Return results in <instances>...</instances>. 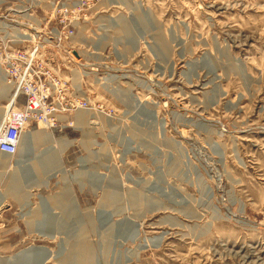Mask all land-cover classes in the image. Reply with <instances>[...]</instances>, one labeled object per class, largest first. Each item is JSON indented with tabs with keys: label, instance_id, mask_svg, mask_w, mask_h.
Returning <instances> with one entry per match:
<instances>
[{
	"label": "rangeland",
	"instance_id": "obj_1",
	"mask_svg": "<svg viewBox=\"0 0 264 264\" xmlns=\"http://www.w3.org/2000/svg\"><path fill=\"white\" fill-rule=\"evenodd\" d=\"M115 1L0 0V45L21 39L1 30L11 26L30 36L24 51L45 44L61 6L80 4L74 60L95 71L82 79L83 119L36 124L55 146L73 142L60 167L21 174L14 191L35 125L15 156L0 153V264H69L79 234L92 248L82 264H264V0ZM42 54L68 61L50 45ZM4 108L22 109L1 97Z\"/></svg>",
	"mask_w": 264,
	"mask_h": 264
},
{
	"label": "built area",
	"instance_id": "obj_2",
	"mask_svg": "<svg viewBox=\"0 0 264 264\" xmlns=\"http://www.w3.org/2000/svg\"><path fill=\"white\" fill-rule=\"evenodd\" d=\"M79 5L76 7L61 6L56 14L59 20L55 26L56 17L53 14L52 21H54L49 30L50 34L44 40L45 44L40 41L35 43L32 40L33 45L29 50H25L26 52L15 46L17 43L26 42L23 39L4 38L3 44L0 45V62H4V67L8 66V82H14L18 90L22 92L16 104L30 115L28 118H33V124L44 122L49 126L62 125L64 127L68 119L62 122L59 117L56 119L50 116L52 109L67 116V111L91 105L90 99L82 95V90L75 88L72 83L73 67L59 62L56 57L43 55V48L40 47L50 45L57 49L64 48L68 53L66 59L69 62L73 60V57L80 61V58L73 53L76 32L85 23V17L82 16L83 9ZM32 25L39 26L35 22ZM18 116L16 114L13 116V122L8 123L6 130L0 136L1 153L11 156L17 154L22 126L17 122Z\"/></svg>",
	"mask_w": 264,
	"mask_h": 264
},
{
	"label": "bare ground",
	"instance_id": "obj_3",
	"mask_svg": "<svg viewBox=\"0 0 264 264\" xmlns=\"http://www.w3.org/2000/svg\"><path fill=\"white\" fill-rule=\"evenodd\" d=\"M120 2H122V3L124 2L125 3L126 0H119L117 2L115 1V3H120ZM64 6L72 7L71 5H64ZM135 9L141 11V8H140L139 5L135 6ZM142 10H144L145 15L148 17V20H149L148 22L150 24H152V22L154 20H152L153 18L151 17L152 14H151L150 10L149 9L148 10L142 9ZM139 11L137 12V15L135 13L134 18H137L138 23L140 22V25L143 24L145 26L146 23H145V19L144 18L146 16L141 15V13ZM130 20L131 19L125 18V19H122L121 22H119L120 24H125L124 25L125 30H129V32H130V27H131V25H130L131 21ZM75 23H78V22H75ZM116 23L117 22H114L113 24H116ZM5 26H1L2 27L1 30L4 31V34L6 36L17 37V38H21L23 40L30 38V36H27L26 34H23L21 31L19 32V30L15 29V28H13L11 26H9L8 28H6ZM84 26L85 25L82 24L81 29H83ZM124 27H123V29H124ZM15 30H17V31H15ZM78 31H77V34H76L75 38H77ZM130 39L134 40L133 41L134 43L132 44L133 48L131 49L132 52H133V51H135L134 50L135 49L134 48L135 47V43L138 44L139 39L138 38L135 39L134 37H130ZM101 43H102V41H100L98 45H100ZM40 47L44 49L45 45H41ZM64 51L66 52V54H68L65 49H64ZM128 52H131V51H128ZM95 54H96V52H95ZM96 56H97V54H96ZM124 56H125V54H124ZM72 57H73V55H72ZM90 57H95V55L90 53L89 58ZM3 64H4V62L0 63L1 69L5 72V74H4L5 77H4L2 75L3 71L1 72V70H0V98L1 97H8V98L14 99L15 101H19L20 93H22V92L18 90V88H17V86L15 85L14 82H8V80H9L8 66L6 65L4 67ZM7 64H8V62H7ZM66 64L71 66V67H73L72 68V72L75 73L76 70H80L82 72V76H80V82L78 83V86H77V84H76V82H75V80L73 78H72V83H73L75 88L81 89L82 90L81 94L84 95V89H83L84 87L82 86V83H83L82 79H83L84 76L93 74L94 72L90 73V72H86L84 70L82 71V64L75 63L74 62V57H73V60L71 62L67 61ZM76 77H77V74H76ZM95 77L98 78V76H95ZM5 80H6V82H5ZM16 82H19V81H16ZM13 91L15 92V94L11 95V92H13ZM116 91L117 92L119 91L120 92L119 94L123 98L126 99V100L123 99V100H125V102H127L129 104H132V103H134L136 101L128 93L127 90L115 89V92ZM148 106L149 105H145V107H148ZM148 108H149L148 110L151 109L150 107H148ZM75 110L83 111L82 113L81 112L79 113L80 117H82V119H83L85 117L84 116L85 113H87L85 110H90V109H89V107H80V108L76 107V108H74L71 111H75ZM0 112L3 115V116L0 115V117H3V118H7V116L10 117V119L8 120V123L13 122V119H14L13 116L15 114L19 115L17 122L20 123V126L22 125L21 126L20 137H21L23 129L27 128V130H28V129L32 128L34 125L37 126L36 124L44 123V122H37V123L33 124V118H28V116H30V115H28V113L25 112L23 110V108L20 111H17V112H14V111L11 112V111H9V109H5L4 108V109H1ZM148 112L151 114V110L148 111ZM153 114L154 113L152 112V115ZM50 116L56 117V119H58V117H59L60 119H62V122H63V120L68 118V117H65V115H62L61 113H58L54 109H52V113L50 114ZM8 123H7V125H8ZM45 124L47 125V123H45ZM7 125H6V127H7ZM47 126H49V125H47ZM53 126H51V127H53ZM4 131H3V133H4ZM20 137H19V142H20ZM25 138L27 139L26 142L29 143V145H30L29 149L26 150V152H25V155L27 156L25 160L28 161V163L26 164L27 165V169H23V171H21V172H19V170H17L16 175H15V181L13 182V185H12L14 187L13 189H14L15 192H17V191L20 192L21 189L23 188V184H21V182H20V175L21 174L25 178H28V177L30 178V177H32V175L34 173L37 172L38 169H49V170H51V169H55V168L60 167L61 166V165H59V164H61V162H60V154L62 152H64V151H66L69 147H71L73 145L72 141H68L69 138L66 139V141H68V142H63L62 140H59V146L58 145L57 146L53 145L54 144L53 141L55 140V137H54L53 133L52 132H48L47 129L41 128L39 125L34 129L33 132L25 134ZM51 145H53V146H51ZM18 146H19V143H18ZM40 147H45V148L44 149H39ZM17 152H18V149H17ZM37 153H41V155L36 158L35 156H36ZM2 154H5V153H2ZM25 160H24V162H25ZM62 169H64V168H62ZM33 176H35V174ZM9 189H10V187H9ZM13 189H10V190H13ZM68 191H69V189H68ZM69 201H70V205L72 207L71 213L73 211H75V210L79 211L74 198L72 197ZM158 204L159 203H157V205ZM158 207H161V204H159ZM41 212H44V209L41 210ZM127 223L129 224V226L133 227V230H132V228L130 230L133 232V234H135L136 231L134 230V228H135L136 224L132 220H124V225L127 224ZM157 239H159V238H156L154 240L152 239L151 243H155ZM71 246H72V248H71L72 251L70 252V255L66 257V262L69 263V264H82L84 262V260L86 259V255L88 254V252H91V250H92V248H91L90 244H88V241L86 240V238L82 237L80 234L77 237H75V240H73V242L71 243ZM88 257L92 258L91 254H89ZM8 261L9 260H7L6 262H8Z\"/></svg>",
	"mask_w": 264,
	"mask_h": 264
}]
</instances>
